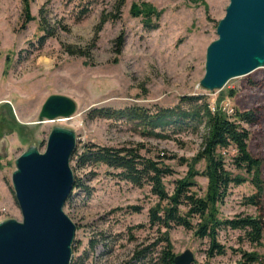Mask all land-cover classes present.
Returning <instances> with one entry per match:
<instances>
[{"label": "rangeland", "instance_id": "rangeland-1", "mask_svg": "<svg viewBox=\"0 0 264 264\" xmlns=\"http://www.w3.org/2000/svg\"><path fill=\"white\" fill-rule=\"evenodd\" d=\"M120 1L95 0L90 14L77 21L86 0H32L33 20L26 23L22 0H0V222L21 221L11 185L15 160L30 146L43 152L55 126L73 130L79 150L87 143L110 147L143 143L190 160L201 147L200 136L190 133L177 136L178 141L142 137L130 125L92 117L88 112L93 108H170L180 97L203 95L211 107L217 105L227 115L255 110L258 120L248 127V148L262 160L264 179V67L230 80L222 90L199 86L206 49L217 39L216 28L229 0H124L118 6ZM133 4H147L160 14L154 31H146L140 18L130 15ZM103 17L107 20L100 25ZM51 95L75 103L70 119L38 122ZM169 164L179 176L184 174L185 168L175 161ZM70 168L81 184L63 208L76 227L72 257H81L76 264H146L131 258L137 247H146L156 235L148 227L138 228L147 224L148 209L155 203L148 189L119 181L102 166L77 168L74 159ZM197 182L205 188L206 179L197 178ZM254 192L249 183L232 188L221 206L222 215H256L253 207L242 204L243 197ZM131 206L141 208L140 213L130 211ZM238 236L228 231L220 239L227 246L253 249L246 243L239 245ZM169 237L175 256L186 250L194 254L192 264L238 260L229 252L207 262L205 243L180 228ZM255 250L264 258V235Z\"/></svg>", "mask_w": 264, "mask_h": 264}, {"label": "trees", "instance_id": "trees-1", "mask_svg": "<svg viewBox=\"0 0 264 264\" xmlns=\"http://www.w3.org/2000/svg\"><path fill=\"white\" fill-rule=\"evenodd\" d=\"M31 1L22 0L26 23L33 20L29 11ZM93 1L86 0V4L77 12V21L90 14ZM123 3L124 0H121L118 6ZM130 15L140 18L146 31H154L158 27L160 14L147 4H133ZM106 20L103 17L100 25ZM43 31L48 35L44 26ZM116 43L120 49L123 36ZM88 114L94 118L130 125L133 131L146 138L178 141L177 136L190 133L199 135L202 140L201 147L190 160L164 150L155 151L143 143L118 147L87 143L80 150L76 146L70 161L76 159L77 168L105 167L113 178L138 189L147 188L155 199L147 212V224L139 225L138 228L148 227L156 235L152 243L134 250L133 261L174 264L175 254L169 235L180 228L205 243L207 262L231 252L238 256L235 264H264V258L255 250L262 245L264 235L262 160L254 157L248 148V127L255 125L258 120L255 110L235 111L227 115L217 105L211 107L205 96L193 95L180 97L178 103L170 108L157 105L150 108L138 105L119 109L101 107L89 110ZM230 150L233 151L232 155ZM170 161L185 168L182 176L177 174ZM198 164L203 165L202 168H197ZM197 178L206 179L205 188L200 186ZM245 183H249L255 192L243 197L242 204L253 207L257 214L223 216L221 206L230 190ZM80 187L81 184L74 177L72 191ZM72 191L65 204L70 200ZM130 211L140 213L141 208L131 206ZM228 231L238 232L239 245L246 243L253 249L227 246L220 236ZM73 246L72 254L76 251L75 243ZM88 247L92 251L94 242L90 241ZM79 261L81 257H72L70 264Z\"/></svg>", "mask_w": 264, "mask_h": 264}, {"label": "water", "instance_id": "water-1", "mask_svg": "<svg viewBox=\"0 0 264 264\" xmlns=\"http://www.w3.org/2000/svg\"><path fill=\"white\" fill-rule=\"evenodd\" d=\"M216 35L199 82L207 91L222 90L230 80L264 67V0H229ZM75 110L71 99L51 95L38 122L68 120ZM75 148V132L55 126L43 152L30 146L15 160L11 185L21 221L0 222V264H70L76 227L63 208L73 188ZM193 261L189 250L174 258V264Z\"/></svg>", "mask_w": 264, "mask_h": 264}]
</instances>
